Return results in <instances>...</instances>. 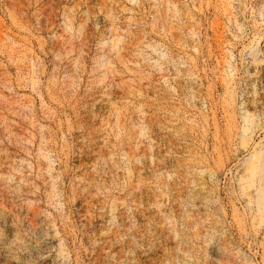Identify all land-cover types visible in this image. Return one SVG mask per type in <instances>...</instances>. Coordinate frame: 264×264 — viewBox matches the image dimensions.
<instances>
[{
  "label": "rangeland",
  "instance_id": "obj_1",
  "mask_svg": "<svg viewBox=\"0 0 264 264\" xmlns=\"http://www.w3.org/2000/svg\"><path fill=\"white\" fill-rule=\"evenodd\" d=\"M0 264H264V0H0Z\"/></svg>",
  "mask_w": 264,
  "mask_h": 264
}]
</instances>
